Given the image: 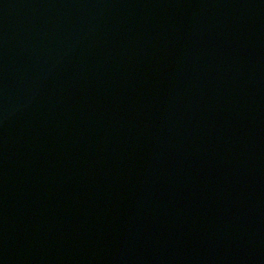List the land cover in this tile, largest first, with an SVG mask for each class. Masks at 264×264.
I'll return each instance as SVG.
<instances>
[{"label":"water","instance_id":"95a60500","mask_svg":"<svg viewBox=\"0 0 264 264\" xmlns=\"http://www.w3.org/2000/svg\"><path fill=\"white\" fill-rule=\"evenodd\" d=\"M0 264H264V0H0Z\"/></svg>","mask_w":264,"mask_h":264}]
</instances>
